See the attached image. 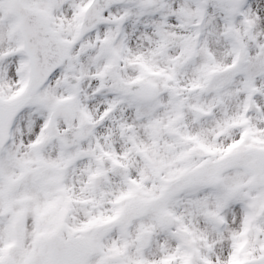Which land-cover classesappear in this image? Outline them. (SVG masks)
<instances>
[{"label":"snow or ice","instance_id":"obj_1","mask_svg":"<svg viewBox=\"0 0 264 264\" xmlns=\"http://www.w3.org/2000/svg\"><path fill=\"white\" fill-rule=\"evenodd\" d=\"M0 264H264V0H0Z\"/></svg>","mask_w":264,"mask_h":264}]
</instances>
